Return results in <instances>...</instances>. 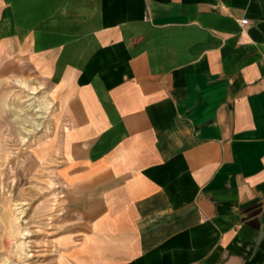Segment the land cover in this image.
Masks as SVG:
<instances>
[{
	"label": "crops",
	"instance_id": "crops-1",
	"mask_svg": "<svg viewBox=\"0 0 264 264\" xmlns=\"http://www.w3.org/2000/svg\"><path fill=\"white\" fill-rule=\"evenodd\" d=\"M14 47L58 80L52 264H264V0H0Z\"/></svg>",
	"mask_w": 264,
	"mask_h": 264
},
{
	"label": "rangeland",
	"instance_id": "rangeland-1",
	"mask_svg": "<svg viewBox=\"0 0 264 264\" xmlns=\"http://www.w3.org/2000/svg\"><path fill=\"white\" fill-rule=\"evenodd\" d=\"M57 82L20 48L0 55V264H52L55 239L74 223L51 148Z\"/></svg>",
	"mask_w": 264,
	"mask_h": 264
},
{
	"label": "built area",
	"instance_id": "built-area-1",
	"mask_svg": "<svg viewBox=\"0 0 264 264\" xmlns=\"http://www.w3.org/2000/svg\"><path fill=\"white\" fill-rule=\"evenodd\" d=\"M246 22H247V19H244V20H243V23H246Z\"/></svg>",
	"mask_w": 264,
	"mask_h": 264
}]
</instances>
